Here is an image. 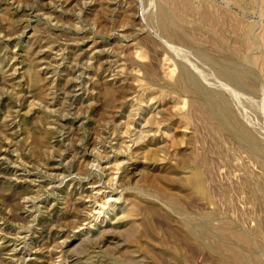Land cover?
<instances>
[{"label": "rangeland", "instance_id": "1", "mask_svg": "<svg viewBox=\"0 0 264 264\" xmlns=\"http://www.w3.org/2000/svg\"><path fill=\"white\" fill-rule=\"evenodd\" d=\"M0 264H264V0H0Z\"/></svg>", "mask_w": 264, "mask_h": 264}, {"label": "bare ground", "instance_id": "2", "mask_svg": "<svg viewBox=\"0 0 264 264\" xmlns=\"http://www.w3.org/2000/svg\"><path fill=\"white\" fill-rule=\"evenodd\" d=\"M160 25H161V28H162L165 32H168L169 29H172L171 26H170V24H169L164 18H160ZM166 71H167L166 74H167V73L170 74L169 72H171V71H169V70H166ZM104 203H106V202H104ZM103 205H104V204H103ZM99 208H101V207H99ZM233 254H237V252L233 251Z\"/></svg>", "mask_w": 264, "mask_h": 264}]
</instances>
